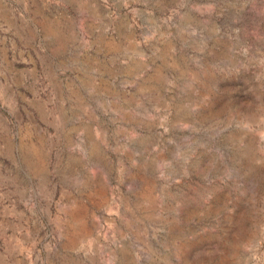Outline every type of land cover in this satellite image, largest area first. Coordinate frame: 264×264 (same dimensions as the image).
Instances as JSON below:
<instances>
[{"label": "rangeland", "instance_id": "obj_1", "mask_svg": "<svg viewBox=\"0 0 264 264\" xmlns=\"http://www.w3.org/2000/svg\"><path fill=\"white\" fill-rule=\"evenodd\" d=\"M0 264H264V0H0Z\"/></svg>", "mask_w": 264, "mask_h": 264}, {"label": "water", "instance_id": "obj_2", "mask_svg": "<svg viewBox=\"0 0 264 264\" xmlns=\"http://www.w3.org/2000/svg\"><path fill=\"white\" fill-rule=\"evenodd\" d=\"M243 83V82H242ZM196 120V122L198 123V125L200 126V125H202V124H204L205 123V120H206V118H204V119H195ZM223 143V142H222ZM224 144V143H223Z\"/></svg>", "mask_w": 264, "mask_h": 264}]
</instances>
